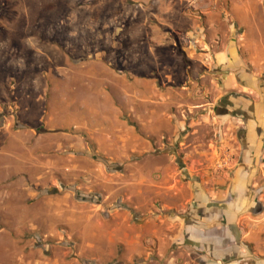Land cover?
I'll return each mask as SVG.
<instances>
[{
    "label": "rangeland",
    "instance_id": "rangeland-1",
    "mask_svg": "<svg viewBox=\"0 0 264 264\" xmlns=\"http://www.w3.org/2000/svg\"><path fill=\"white\" fill-rule=\"evenodd\" d=\"M244 73L258 79L261 96L241 94ZM150 77L160 89L154 102L167 108L150 117L138 106L133 116L128 84ZM263 87L264 0H0V264H194L170 248L159 221L152 235L146 220L186 216L169 193H187L196 180L214 197L201 170L208 164L217 178L243 153L255 172L250 194L264 195L256 117H244L254 136L244 130L242 145L240 115L214 110L224 96L264 103ZM91 102L112 119L106 131L119 119L152 142L153 158L95 145ZM204 155L213 159L202 164ZM169 160L183 170L165 188L153 177L138 184L149 162Z\"/></svg>",
    "mask_w": 264,
    "mask_h": 264
},
{
    "label": "crops",
    "instance_id": "crops-1",
    "mask_svg": "<svg viewBox=\"0 0 264 264\" xmlns=\"http://www.w3.org/2000/svg\"><path fill=\"white\" fill-rule=\"evenodd\" d=\"M176 13L168 14L170 17L166 20L167 23L165 25L170 29H173L171 26H173L174 21V18H171V16H173V14L177 16L178 13ZM98 66L99 65L96 66V70ZM89 69L95 71V68L92 66ZM94 73L96 76L100 74L98 70ZM96 76L95 79L97 81L101 80V83H103L102 78H97ZM244 76L247 78H244L242 81L241 94H244V91H246L247 94L259 96L261 91L256 83L258 79L249 74L245 75V73L243 77ZM100 85L103 86L102 84ZM233 87L234 85L230 83L224 88L226 90H233ZM159 90L156 81L151 77L140 79L134 83L133 81L130 82L125 93L132 99V107H129V111L134 112L133 116H135L136 107L138 106H142L145 114H149L150 117L154 116L155 107L162 112L165 111L168 104L163 102V98H159V101L161 100L159 103L154 102L155 99L153 97L159 96ZM87 93L91 94L93 92L89 90ZM262 94L264 96V87L262 88ZM228 98L229 97L224 96L223 99H221L224 101V104H221L219 107H214V110H222L225 114L229 112L240 115V143H242V145H244V143L249 144V138L247 137L244 139V130H246L247 136H251L252 138L254 136V127H252L253 125H249V118L244 119L245 116L252 117L253 115L256 117V119H253L256 121L255 125L258 129V136L256 137H261L260 140L264 142V118L261 115L264 112V109L262 111L264 103L262 102L258 105L250 103L244 104V100L240 103H234L235 100L230 101ZM89 100L92 101L91 98ZM89 105H91L90 110L95 109V111L99 113L96 114V116H94V111L88 114V119L91 120L88 125L91 130L88 134L92 136L91 139L94 141L95 145L101 148V144L106 140L108 145L120 151L121 148H129L128 154L134 155V159H138V162L142 159L153 158L152 142L142 138L140 135H132V131L130 129L128 131L124 126L125 124H123L118 117L115 119H118V123L115 121V128L118 127V129L112 126L113 129L111 132L108 130L106 131V126L104 125L107 121L113 124V121L105 114V106L98 105V103L93 104V102ZM164 116L166 115L164 114ZM95 119H97V121H95ZM218 122L222 124L223 121ZM225 122L228 124L227 127L231 128L232 122ZM147 128H150V126L148 124H146V126L144 125V129L147 130ZM218 128L221 129V127ZM147 132L149 131H146V133ZM123 133H129L132 136L124 137ZM232 139L233 138L229 136L227 141L230 140L231 143ZM165 155H168V153H165ZM230 155H235V152H230ZM245 155V158L244 153L241 154L240 158H236L234 160V166L231 167L230 171L221 174L217 178L211 174V169L207 164L213 158L210 155H204L202 164L204 163L207 165L201 172L202 175L206 177V182L209 181V184L215 185V196L207 197L206 194H204L205 190L203 189V185L197 182V180L185 187L187 193H183L182 190H178V192H173L171 194L168 192L170 198L176 199V201L174 200V204H172L175 205L176 212H182L187 215H178L177 217L173 215V217H167L163 221L162 219L158 220L152 212L153 214L151 213V216L146 220L147 224H152L151 234L156 235L158 230H160L156 228L159 221V225L161 224V234L163 235L164 233L170 240V248L176 246L178 250L188 254L194 264H264V213L262 210L264 209V195H260L259 197L261 198H256L255 193L250 194V181L253 179L255 172L253 169L244 167L246 163H248L247 153H245ZM192 156L194 155L190 154L186 156V158L191 160ZM201 156H203V154H201ZM124 157V154H121L118 158L121 159ZM201 160L200 157H197V163ZM192 161V167L188 169V171H191L193 167L195 168V162ZM149 163L152 164L146 171L144 170L145 173H143L144 176H148L149 179L144 177L142 180L140 178L141 180L138 179V184H143L145 182V185L149 186L152 184L150 177H153L156 180H161L160 186L161 188H165L166 186L164 183H168L169 181L166 180V177L174 173L179 174L177 170H183L182 166L179 168L178 165V169L176 170L171 160L168 161V164L165 162L161 165L155 164L154 161ZM134 174L137 175L136 171ZM185 174L186 173H184V175ZM138 180H136V183ZM187 188L189 189V193ZM172 190L171 188L170 191ZM260 190L264 191L263 189ZM138 194H140V192H138ZM157 194L158 193L154 195ZM162 208L163 210H169L172 207L165 206ZM167 224L170 225V227H167ZM171 225L176 227L175 235L173 236L170 235L175 228L173 229Z\"/></svg>",
    "mask_w": 264,
    "mask_h": 264
},
{
    "label": "built area",
    "instance_id": "built-area-1",
    "mask_svg": "<svg viewBox=\"0 0 264 264\" xmlns=\"http://www.w3.org/2000/svg\"><path fill=\"white\" fill-rule=\"evenodd\" d=\"M221 167H218V169H220Z\"/></svg>",
    "mask_w": 264,
    "mask_h": 264
}]
</instances>
